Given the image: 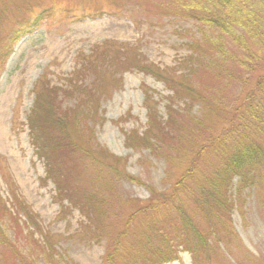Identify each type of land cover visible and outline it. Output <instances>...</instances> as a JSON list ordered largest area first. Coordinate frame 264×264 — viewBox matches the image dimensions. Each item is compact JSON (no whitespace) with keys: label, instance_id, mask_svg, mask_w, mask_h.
I'll return each mask as SVG.
<instances>
[{"label":"rangeland","instance_id":"1","mask_svg":"<svg viewBox=\"0 0 264 264\" xmlns=\"http://www.w3.org/2000/svg\"><path fill=\"white\" fill-rule=\"evenodd\" d=\"M167 3L179 5L174 0H0V198L12 211L16 193L37 218V226L32 227L23 223L22 214L17 224L11 219L16 226L10 216L3 217L5 236L18 254L0 250V264H103L117 244L123 262L131 257L138 261L142 246L137 244L152 226L164 224V209L174 214L175 204L194 212L204 228L212 223L200 218L197 207L179 188L178 179L190 154L171 152L177 147L176 139L168 136L158 142L168 159L138 147L136 138L130 142L134 146L126 139L147 129V105L154 109V128L166 124L172 114L189 133L191 127L195 132L190 117L202 118L207 96L216 100L232 92L227 78L221 81L214 76L213 66L198 58L195 43L191 44L213 41L218 32L191 18L163 13ZM14 32L21 35L11 43L8 57H3ZM109 46L110 57L116 49L121 55L115 64L117 72H79L85 58L101 60L104 47ZM209 49L221 58L218 51ZM128 57H140L171 77L184 74L203 100L190 104L175 95L172 98V90L161 79L126 67ZM259 66L258 74L264 72V55ZM71 78L86 86L93 84L96 92L75 109L76 128L82 133L73 134H91V141L87 140L94 150L104 149L120 162L112 174L76 152L56 150L54 173L67 194L62 196L55 182L44 178L46 164L35 154L27 116L35 92H45V84L57 88V111L71 109L74 97L81 95L63 91ZM215 122L216 118L208 119V123ZM219 122L220 128L221 118ZM203 176L199 174L197 182H203ZM238 179H232L227 195L234 233L226 235L221 227L219 240L210 236L203 253L191 256L179 251L175 260L162 264H264V174L243 184ZM196 187L191 181L190 188ZM91 193L95 199L86 213Z\"/></svg>","mask_w":264,"mask_h":264},{"label":"trees","instance_id":"2","mask_svg":"<svg viewBox=\"0 0 264 264\" xmlns=\"http://www.w3.org/2000/svg\"><path fill=\"white\" fill-rule=\"evenodd\" d=\"M174 1L179 5L170 7L171 4L167 3L163 6V13L178 18H191L207 24L218 32L217 39L213 41H194L191 44L195 43L197 57L201 56L204 61L213 66L214 76L221 77V81L227 78V85L231 86L232 92L228 95L225 92L216 100L207 96L205 104L207 108L203 109L202 118L196 120L197 118L190 114V121L195 124V132L191 130L194 127H191L189 133L184 132L183 125L179 121L176 122L172 114H168L166 124L162 126L157 124L154 128V109L147 105L149 116L147 129L139 136L134 135L135 133L127 135L126 139L130 146H134L130 142L136 138L140 143L138 147L147 148L165 159H168V155L161 150L158 142L162 138H169L168 136L176 139L177 147L171 152L177 155L179 150L190 154L188 165L178 179L179 188L183 189L187 199H191L195 208L197 207L196 210L201 214L200 218L212 222L204 228L194 212L188 211L187 207L182 209L176 204L172 208L174 214L164 209L165 217L161 219L164 224L152 226L151 231L141 238V243L137 244L142 246L141 252L136 257L138 264L170 262L176 259L179 251H186L191 256L203 253L209 247L210 236L219 240L217 234L221 227L226 235L234 233L229 223L232 202L227 196L232 179L238 177V183L243 184L254 176H259L260 173L264 174V72L258 74L264 55V0ZM36 22L30 24L32 26H27L32 28ZM20 28L18 29L21 34L25 33ZM17 34L14 32L8 37V47L3 57H8L11 53L10 45L21 35ZM209 47L218 51L217 54H221V58H215L216 52L211 51ZM111 49L112 46L104 47L101 60L85 58L80 64L79 72L83 74L98 71L100 75L117 72L118 68L115 64L121 55L119 56L120 52L116 49L110 57ZM211 59L213 62H210ZM255 60L257 62H253ZM124 61L128 63L126 67L135 68L161 79L172 90V98L175 95L179 98L178 100H187L189 103L191 100H203L202 94L190 86L184 74L171 77L140 57H128ZM44 88L45 92L42 90L35 92V101L27 116L35 154L46 164L44 178L55 182L59 195L67 196L54 173L56 150L58 153L67 151V154L76 152L82 158L89 160L91 164L104 167L115 174L117 164L120 162L119 158L105 152L104 149L94 150L88 141H91V134L90 136L73 134L76 131L82 133L81 129L76 128L78 114L75 109L82 106L85 102L84 98L96 95L93 84L86 86L80 79H69L63 91L69 96L74 93L81 95H78L77 99L72 96L75 102L71 109L59 111L55 104L59 95L57 88L48 84H45ZM144 94L145 99L149 100L148 90L145 89ZM172 104L171 99L168 107ZM72 112L74 115H71ZM186 113L189 114V109ZM206 115L211 117L208 118L209 120L216 118V122L208 123ZM220 118L221 127L219 128ZM182 132L186 134L185 137ZM199 174L204 175L203 182H197ZM191 181L197 183L194 190L190 188ZM12 199L13 210L11 211L0 198V250L2 253H9L7 250H10L13 251L12 255H17V248L5 236L2 226L3 217L10 216L9 221L17 224L20 219L18 214H22L23 223L32 227L37 226V218L16 193H13ZM94 199L95 195L91 193L86 200L88 204L86 213L90 212V205ZM166 199L167 196L164 201ZM223 237L221 236V241L224 240ZM119 247L120 245L117 244L112 251L107 252L103 264H117L119 259L121 264L138 262L133 257L124 259L125 262H123V259L118 256Z\"/></svg>","mask_w":264,"mask_h":264}]
</instances>
